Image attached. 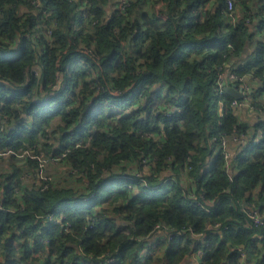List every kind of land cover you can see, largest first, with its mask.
<instances>
[{
    "label": "trees",
    "instance_id": "obj_1",
    "mask_svg": "<svg viewBox=\"0 0 264 264\" xmlns=\"http://www.w3.org/2000/svg\"><path fill=\"white\" fill-rule=\"evenodd\" d=\"M114 1L0 0V151L63 168L0 163V264H264V117L216 92L253 46L231 71L264 112V0H236L235 24L226 0Z\"/></svg>",
    "mask_w": 264,
    "mask_h": 264
},
{
    "label": "built area",
    "instance_id": "obj_2",
    "mask_svg": "<svg viewBox=\"0 0 264 264\" xmlns=\"http://www.w3.org/2000/svg\"><path fill=\"white\" fill-rule=\"evenodd\" d=\"M133 0H115V6L116 9L121 11L122 13H125L127 11V8L130 7V5L132 4ZM235 1L236 0H226V4H227V11L225 10L224 13H227L226 16L235 24L237 22V19L239 17L238 14H236L234 12L235 10ZM53 30L50 29L48 31L49 34H52ZM228 47L233 50V47L231 44L228 45ZM219 76L217 78L216 81V92L218 94L219 97H224L226 94L225 92V87H235L236 91H238L239 89H242L243 91V95L244 98L239 102L238 100L233 99L232 102V106L234 108L238 107L240 103H244L245 105L248 106V108H250V103L246 102L248 97L250 96V94L253 91V85L252 83H250V79H242L240 77H238L234 72L229 71V72H224L223 69H219ZM253 77V76H252ZM251 77V79H252ZM252 80H255L254 78ZM258 80H255V82H257ZM237 83H240L241 85H238ZM247 103V104H246ZM220 107L223 108V103L220 102ZM167 116H170L169 114H167ZM2 129V127H1ZM239 133V131L237 129H234L232 136H226L224 134L220 135V148L221 151L226 152L227 151V157L229 156V158H231V152H230V146L232 143H244L245 142V136L242 134L240 135V137H237V134ZM218 138L213 139L214 142L217 141ZM232 142V143H231ZM258 142V141H257ZM231 143V144H230ZM9 156V155H13L17 158H26L29 157V153L27 151H25L24 147H20L19 149H17V151H11L8 150L7 152H2L0 151V157L1 156ZM32 157V156H31ZM40 161V169L41 171L44 170L45 172V167L41 165ZM46 162V161H45ZM48 162V161H47ZM131 179V178H129ZM41 181H48L49 179H47V177L45 176L44 178L40 179ZM167 181H171V179L167 180ZM153 188V187H152ZM156 188V187H155ZM154 188V189H155ZM91 199V197L87 198V200L89 201ZM209 206H205V207H201L204 211H206L207 213L212 212L211 207L213 206V204H208ZM0 210L5 211L4 207L2 204H0ZM251 222L253 224H255L256 226H262L264 225V219L262 218V216L258 213L255 212L250 216ZM219 227V226H218ZM244 227H248V223L244 224ZM157 234H162L161 229H159ZM202 236H198L197 238L200 239ZM149 250L146 249L144 253H147ZM241 255H242V259L245 260L246 259V253L241 249ZM203 252L202 250H198L195 253H192V255H190L187 258V264H200L201 261V256H202ZM104 261V264H112L113 261L111 259H107V258H102Z\"/></svg>",
    "mask_w": 264,
    "mask_h": 264
},
{
    "label": "rangeland",
    "instance_id": "obj_3",
    "mask_svg": "<svg viewBox=\"0 0 264 264\" xmlns=\"http://www.w3.org/2000/svg\"><path fill=\"white\" fill-rule=\"evenodd\" d=\"M112 8H114V5L112 6ZM238 101L240 102L241 100H238ZM246 106L247 105H245L244 103H240L239 106L236 108L243 110L246 108ZM12 158L17 159L18 163H16V164L18 166L22 167L23 173H22L20 179L23 181H28V180L36 179V178L42 179L45 176L47 177V179L50 180V177L48 176V174H52L58 170L60 171L63 169L62 166H60V165H57V166L49 165L50 163H48L46 161V159H43L42 157H40V158L30 157L27 160L26 159L27 157L26 158H17L13 155H9L8 157L6 155L5 156L3 155L0 157V163H2V168H3V169H1V171L4 175V177H6V178H9L13 174V172L15 171L14 167H10L7 163H5L6 161H9V163H10L12 161ZM35 159H37V160H35ZM35 161H38V162L42 161L41 165L45 167L46 171L44 172V170L41 171V169L35 168V165H36ZM157 161L158 160H154L152 163L155 164V163H157ZM148 162H149V160H148ZM141 166H142V168L144 167L143 165H141ZM129 170L132 171V174H136V175H140V176L143 175L141 169L136 165L130 167ZM121 231L126 232V233L128 232L127 230H121Z\"/></svg>",
    "mask_w": 264,
    "mask_h": 264
},
{
    "label": "crops",
    "instance_id": "obj_4",
    "mask_svg": "<svg viewBox=\"0 0 264 264\" xmlns=\"http://www.w3.org/2000/svg\"><path fill=\"white\" fill-rule=\"evenodd\" d=\"M253 49L254 47L253 46H247L244 50V54L241 58H237V59H233L227 66V70L226 72H229L231 71V68H232V65L236 64H240L241 62L243 64H245L246 62H248V60L252 59L253 58ZM249 99V98H248ZM248 102L249 103V101ZM247 104V103H246ZM236 109V113L238 114V117L241 119V121H247V122H250L251 126H253L254 124H256L261 118L264 117V112L260 109H255L253 106H251L250 108H248V106H246L245 109L241 110L239 108H235ZM235 146L236 144L235 143H232L231 146H230V149L232 151H235ZM244 146V145H243ZM10 160V159H9ZM11 161V160H10ZM5 163H9V161H6ZM12 163L16 164L18 163V160L17 159H14L12 158ZM11 167V166H10ZM161 234H156L152 239H154L155 237L159 236ZM249 260L247 261V264H253L256 259L254 257H250L248 258ZM187 262V261H186Z\"/></svg>",
    "mask_w": 264,
    "mask_h": 264
},
{
    "label": "water",
    "instance_id": "obj_5",
    "mask_svg": "<svg viewBox=\"0 0 264 264\" xmlns=\"http://www.w3.org/2000/svg\"><path fill=\"white\" fill-rule=\"evenodd\" d=\"M225 92L227 95L235 100H242L244 98L242 89L236 91L235 87H225Z\"/></svg>",
    "mask_w": 264,
    "mask_h": 264
}]
</instances>
